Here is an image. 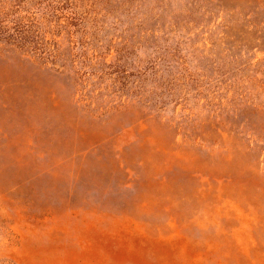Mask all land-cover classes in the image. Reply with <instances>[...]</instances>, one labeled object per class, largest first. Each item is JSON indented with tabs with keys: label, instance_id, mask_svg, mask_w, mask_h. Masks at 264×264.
<instances>
[{
	"label": "rangeland",
	"instance_id": "obj_1",
	"mask_svg": "<svg viewBox=\"0 0 264 264\" xmlns=\"http://www.w3.org/2000/svg\"><path fill=\"white\" fill-rule=\"evenodd\" d=\"M0 264H264V0H0Z\"/></svg>",
	"mask_w": 264,
	"mask_h": 264
}]
</instances>
